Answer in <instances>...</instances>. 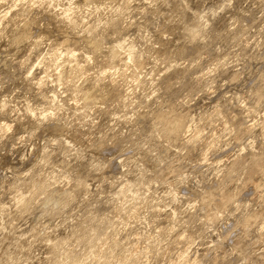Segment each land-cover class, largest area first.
Segmentation results:
<instances>
[{
    "label": "clouds",
    "instance_id": "1",
    "mask_svg": "<svg viewBox=\"0 0 264 264\" xmlns=\"http://www.w3.org/2000/svg\"><path fill=\"white\" fill-rule=\"evenodd\" d=\"M0 264H264V0H0Z\"/></svg>",
    "mask_w": 264,
    "mask_h": 264
}]
</instances>
